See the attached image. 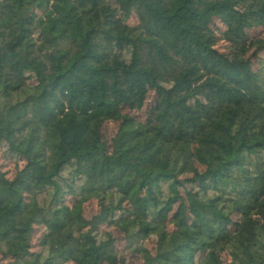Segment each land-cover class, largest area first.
I'll use <instances>...</instances> for the list:
<instances>
[{"label": "trees", "instance_id": "16d2710c", "mask_svg": "<svg viewBox=\"0 0 264 264\" xmlns=\"http://www.w3.org/2000/svg\"><path fill=\"white\" fill-rule=\"evenodd\" d=\"M115 2L125 17L155 16L157 30L120 27L105 0H0V143L23 163L12 179L0 170L6 264H129L104 225L137 252L157 238L139 264H264V73L243 59L264 52L246 35L264 29V0ZM149 92L144 122L121 113ZM66 196L99 211L86 219ZM178 204L189 219L168 230Z\"/></svg>", "mask_w": 264, "mask_h": 264}, {"label": "rangeland", "instance_id": "374dc122", "mask_svg": "<svg viewBox=\"0 0 264 264\" xmlns=\"http://www.w3.org/2000/svg\"><path fill=\"white\" fill-rule=\"evenodd\" d=\"M105 3L109 5V7L112 10L116 11V17L117 23L120 27L127 26L130 28H138L142 30L143 32H155L157 30V18L151 14L142 13L139 14L135 10H131L128 17H125L118 9L117 4L115 0H105ZM33 12L38 17H42L45 10H37L34 9ZM225 26L220 23L219 20L214 19L212 21V24L210 26V32L214 37L216 38V46L215 48L223 53V54H229L232 52L233 47L227 43L224 40V32H225ZM247 38L249 40H256L260 38H264V29L263 28H254L246 31ZM34 38H37V35L34 36ZM69 47V43L62 42L59 44L60 50H66ZM235 50V49H234ZM252 53V50L248 51L244 56L243 59H250L252 70L255 72H263L264 73V52H261L256 57H250V54ZM127 58V56H126ZM27 77V75H25ZM24 83L30 84L31 81L25 80L24 77ZM156 101V95L154 92H149L148 97L146 99V102L144 103L142 109L140 110H129L128 108H122L121 113L131 116L137 121L144 122L151 110V108L154 106ZM118 129V122H112L108 121L105 122L101 129V134L103 137V140L107 143H111V139L115 135L116 131ZM196 160V167L199 170H202L200 167V161L198 158ZM23 167V163L20 162L17 158H12L9 155H7L5 147L3 144L0 143V170L5 174V176L9 179H12L17 170ZM189 176H183L182 179L188 178ZM64 178H68V171L64 172ZM186 189H192L194 191H197V186L193 185H185ZM44 197V195L38 196V201L41 200V198ZM66 203L72 206L75 203H78L82 206L83 209V215L86 219H90L93 215H95L98 211V205L97 202L94 200L88 201L87 203H84L80 200V198H72L70 196L65 197ZM189 219L188 214L185 210L184 205H176L173 208V211L169 215V223L167 225L168 230L173 229L172 222L175 223H185ZM100 232H108L110 233L113 238L115 239V249L121 258V260H124V262H127L129 264H139L141 262V258L143 254H151L153 251L155 252L156 246H157V238L153 237L150 240L146 241L145 243H142V246L139 250V252L134 251V247H127L126 241L124 239V236L122 233L119 232V229L115 226L110 225H104L100 227ZM44 241V235H43V228H38L34 234L32 235L31 239V251L40 253L43 251L42 242ZM140 245V242H139ZM221 259L224 263H226L228 257L227 253L223 252ZM9 262L7 257L2 256L0 253V264H6ZM71 264V263H69Z\"/></svg>", "mask_w": 264, "mask_h": 264}]
</instances>
